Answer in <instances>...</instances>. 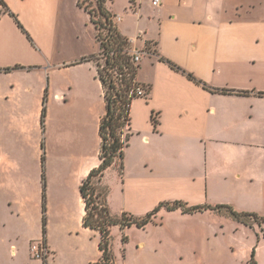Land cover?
Masks as SVG:
<instances>
[{"label": "crops", "instance_id": "0c3cea01", "mask_svg": "<svg viewBox=\"0 0 264 264\" xmlns=\"http://www.w3.org/2000/svg\"><path fill=\"white\" fill-rule=\"evenodd\" d=\"M2 1L0 264H43L30 255L43 240V196L47 264H101L100 233L83 227L80 194L99 164L105 114L94 26L79 0ZM151 2L105 3L119 34L151 50L136 71L149 91L130 106L122 173L115 161L98 182L110 215L142 218L182 202L264 217V0ZM70 10L83 12L91 30L73 26L66 53ZM214 219L261 239L243 250L207 248ZM114 227L112 264H249L251 253L264 264V232L224 211L161 208L143 228Z\"/></svg>", "mask_w": 264, "mask_h": 264}, {"label": "trees", "instance_id": "16d2710c", "mask_svg": "<svg viewBox=\"0 0 264 264\" xmlns=\"http://www.w3.org/2000/svg\"><path fill=\"white\" fill-rule=\"evenodd\" d=\"M105 3L106 0H96L99 19L94 21L92 13L82 7L80 0L78 1V6L88 13L95 29V38L99 44V52L94 59L96 62L97 78L102 85L105 102V114L101 118L98 127L100 139L99 164L90 171L80 186V194L84 203L82 225L85 228L100 233L99 250L102 252L101 264H112L109 248L111 241L110 230L112 227L118 226L121 230L131 226L143 228L152 221V217L161 208L168 211L180 209L183 213H194L203 210L224 211L236 221L245 225H251V221L257 222V224H264V217L258 216L255 213L238 212L228 205L188 207L182 202L162 203L154 211L142 218H136L126 213L122 214L119 218H114L110 215L105 204L107 192L99 186L98 182L115 161L120 163V174L122 173L124 149L127 147L130 137V106L132 100L135 99L134 96L130 97L128 94L131 90L133 79L136 77L137 70L131 67L130 56L126 51L125 38L119 34L114 22V16L106 9ZM0 4L2 8L6 9V5L2 0H0ZM11 16L14 17L13 14ZM16 22L22 29L17 20ZM85 60L82 59V61ZM175 68L180 70L178 67ZM188 78L195 80L190 74H188ZM220 92L231 93V91L226 90ZM43 116L44 110L42 112V125L44 121ZM44 212L43 196L42 231L43 239L45 240L46 220ZM122 241H127L125 235H123ZM249 264H254L253 253Z\"/></svg>", "mask_w": 264, "mask_h": 264}, {"label": "rangeland", "instance_id": "374dc122", "mask_svg": "<svg viewBox=\"0 0 264 264\" xmlns=\"http://www.w3.org/2000/svg\"><path fill=\"white\" fill-rule=\"evenodd\" d=\"M80 3L82 7L86 8L88 11L92 13L94 21H97L99 19L97 7H96V0H80ZM16 18V17H15ZM18 21V19L16 18ZM65 22L67 23V26L69 27V31L67 33V41L68 44L66 46V53L70 52L72 49L71 44V38H72V27L73 26H86V30H91L88 17L81 11L76 10H70L68 14L65 16ZM19 23V21H18ZM20 24V23H19ZM21 25V24H20ZM22 26V25H21ZM25 66L21 65H15V69L24 68ZM258 225L259 229L264 232V224H257V222L251 221V224ZM204 227H202L203 229ZM205 238L203 245L207 248L209 247H220L223 250L231 249V247L235 248V250H243V248L251 246L253 243L254 245H257L259 242V239H261V236H257L259 234V231H243L237 229L235 223L233 221H223L219 222L218 219H214L211 222L208 220L206 221L205 225ZM110 240L111 243L119 242V234L118 229L115 227H112L110 230ZM117 237V239H116ZM258 238V239H257ZM252 255V253L250 254Z\"/></svg>", "mask_w": 264, "mask_h": 264}, {"label": "built area", "instance_id": "2783aa9c", "mask_svg": "<svg viewBox=\"0 0 264 264\" xmlns=\"http://www.w3.org/2000/svg\"><path fill=\"white\" fill-rule=\"evenodd\" d=\"M161 0H152V6L160 5ZM119 20V17H114V22L116 23ZM133 39H126V51L130 56L131 67L134 70H137L138 65L143 57L150 56L151 50L149 48L136 49L133 45ZM120 77V76H119ZM149 88L144 84L138 82L136 77L133 79L131 90L129 91L128 96H134L135 98H146L148 96ZM30 255L33 259L41 261L43 264H47L49 257V250L45 243V240L35 241L30 244Z\"/></svg>", "mask_w": 264, "mask_h": 264}]
</instances>
